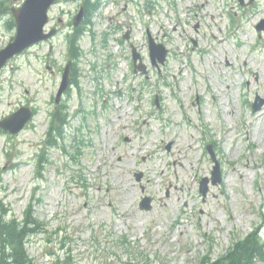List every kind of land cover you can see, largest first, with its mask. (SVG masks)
Masks as SVG:
<instances>
[{"label":"rangeland","instance_id":"rangeland-1","mask_svg":"<svg viewBox=\"0 0 264 264\" xmlns=\"http://www.w3.org/2000/svg\"><path fill=\"white\" fill-rule=\"evenodd\" d=\"M22 3L0 0V49L16 34L11 8ZM82 3L56 2L46 28L57 34L0 71V119L22 105L37 109L19 134L0 128V204L22 219L33 201L45 224L27 243L35 263L70 255L75 264H199L261 224L264 238V106L251 107L264 98V30L256 29L264 0H99L81 39L79 87L63 96L66 140L37 170ZM128 29L148 77L133 72ZM149 32L172 48L161 73L145 48ZM210 140L222 180L204 197ZM146 194L151 210L140 209Z\"/></svg>","mask_w":264,"mask_h":264},{"label":"trees","instance_id":"trees-1","mask_svg":"<svg viewBox=\"0 0 264 264\" xmlns=\"http://www.w3.org/2000/svg\"><path fill=\"white\" fill-rule=\"evenodd\" d=\"M99 8L96 2H85L86 19L84 24L90 22L91 15ZM84 27L76 28L69 39V55L74 59L73 82L77 81L76 64L81 55L79 40ZM67 113L64 106H59L53 113V119L48 131V142L57 143V137H63ZM32 204L25 212V217L20 220L13 216L7 218L9 208L0 205V264H35L27 248L29 236L43 231L44 223L34 214ZM257 260L264 261V241L258 231L250 232L245 238L235 242L224 255L215 260L205 259L201 264H256ZM56 264H73L70 255L65 260H58Z\"/></svg>","mask_w":264,"mask_h":264},{"label":"water","instance_id":"water-1","mask_svg":"<svg viewBox=\"0 0 264 264\" xmlns=\"http://www.w3.org/2000/svg\"><path fill=\"white\" fill-rule=\"evenodd\" d=\"M241 1L243 2L244 0ZM252 1L253 0H251V2ZM55 2L56 0H26L21 7L12 9L17 23V33L14 39L4 49L0 50V68H2L8 59L13 57L15 54L20 53L33 44L50 37L55 32L54 30L47 34L44 32V26L48 22L49 8ZM83 15L84 11L81 9L75 18V24H79L81 22ZM257 27L262 29L264 28V25L260 23ZM151 51L154 63H157V57L160 61L164 62L167 54V49L164 45L157 44L153 39H151ZM138 57H140V55L138 53L135 54V59ZM136 66L142 68L144 71L146 70V66L142 63ZM68 74L69 68L65 71L58 98H60L62 92L68 86ZM259 108L260 106H255L254 111ZM32 114L33 112L31 108L21 107L17 112L2 120L0 122V126L10 130L12 133H17L24 128L26 123L31 119ZM213 159L215 160L214 156ZM208 180V178H205L201 182V191L204 195H206L208 190ZM218 181H221V172L219 164L217 163L213 170V183H217ZM150 201L151 199L149 197L145 198L142 201L141 206L143 208L150 209Z\"/></svg>","mask_w":264,"mask_h":264}]
</instances>
